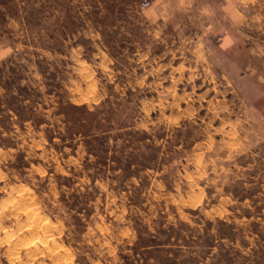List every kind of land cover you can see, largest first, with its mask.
Returning <instances> with one entry per match:
<instances>
[{
  "label": "rangeland",
  "instance_id": "1",
  "mask_svg": "<svg viewBox=\"0 0 264 264\" xmlns=\"http://www.w3.org/2000/svg\"><path fill=\"white\" fill-rule=\"evenodd\" d=\"M142 1L0 0V264H264L257 55Z\"/></svg>",
  "mask_w": 264,
  "mask_h": 264
},
{
  "label": "crops",
  "instance_id": "2",
  "mask_svg": "<svg viewBox=\"0 0 264 264\" xmlns=\"http://www.w3.org/2000/svg\"><path fill=\"white\" fill-rule=\"evenodd\" d=\"M179 0H159V4H163L165 8H186L190 6L179 4L173 7ZM193 6H196V0H188ZM190 3V4H191ZM188 4V5H190ZM220 14L224 18V24L220 26V49L225 51V64L229 67V63L236 67L247 69L245 64L248 63L247 53L249 50L256 53L258 63L261 68L258 70L252 68L253 73H257V80L262 87L264 84V0H219L218 6ZM179 12V10H177ZM174 14V11L171 12ZM251 48V49H248ZM235 57H232V52ZM255 55V54H254ZM255 64V63H253ZM228 69V68H226ZM227 71V70H226ZM247 72V71H246ZM241 72L242 76L246 73ZM238 80V79H237Z\"/></svg>",
  "mask_w": 264,
  "mask_h": 264
},
{
  "label": "built area",
  "instance_id": "3",
  "mask_svg": "<svg viewBox=\"0 0 264 264\" xmlns=\"http://www.w3.org/2000/svg\"><path fill=\"white\" fill-rule=\"evenodd\" d=\"M151 5V1L150 0H143L142 3H141V7L142 8H146L148 6Z\"/></svg>",
  "mask_w": 264,
  "mask_h": 264
},
{
  "label": "bare ground",
  "instance_id": "4",
  "mask_svg": "<svg viewBox=\"0 0 264 264\" xmlns=\"http://www.w3.org/2000/svg\"><path fill=\"white\" fill-rule=\"evenodd\" d=\"M29 190V189H28ZM25 207V206H24ZM32 209H34V208H32ZM18 210V209H17ZM30 212V211H29ZM28 212V213H29ZM37 215H39V214H37ZM37 218H39V217H37ZM42 219V218H41ZM43 219H45V218H43ZM38 221V220H37ZM40 224V223H39ZM30 225V224H29ZM28 225V226H29ZM36 225V224H35ZM38 225V224H37ZM54 225V224H53ZM40 226V225H39ZM45 227V226H44ZM49 228V227H48ZM41 229V228H40ZM46 231V230H45ZM50 233V232H49ZM47 235H49V234H47ZM43 236H45V235H43ZM52 236V235H51ZM7 237V236H6ZM42 238V237H41ZM47 238V237H46ZM33 241V240H32ZM53 244V243H52ZM17 245V244H16ZM37 247V246H36ZM40 249V248H39ZM29 252V251H28ZM50 253V252H49ZM49 253H47V254H49ZM27 254V253H26ZM43 254V253H42ZM28 255V254H27ZM36 255V254H35Z\"/></svg>",
  "mask_w": 264,
  "mask_h": 264
},
{
  "label": "trees",
  "instance_id": "5",
  "mask_svg": "<svg viewBox=\"0 0 264 264\" xmlns=\"http://www.w3.org/2000/svg\"><path fill=\"white\" fill-rule=\"evenodd\" d=\"M23 119H25V118H23Z\"/></svg>",
  "mask_w": 264,
  "mask_h": 264
}]
</instances>
